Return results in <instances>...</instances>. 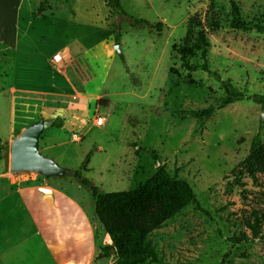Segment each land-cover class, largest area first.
<instances>
[{"label":"rangeland","instance_id":"rangeland-1","mask_svg":"<svg viewBox=\"0 0 264 264\" xmlns=\"http://www.w3.org/2000/svg\"><path fill=\"white\" fill-rule=\"evenodd\" d=\"M120 2L152 26H130L106 0H0V197L30 185L68 193L93 225L92 264H116L115 253L97 257L111 240L74 173L112 192L143 184L163 165L197 202L149 235L152 264H264V176L238 169L253 137L264 141V106L254 101L264 94V32L230 26L234 7L240 20L264 26V0ZM198 30L217 76L186 70L176 53ZM55 52L68 59L53 63ZM186 60L201 63L198 53ZM221 81L245 98L194 117L224 95ZM39 119L60 122L43 130L38 150L65 175L11 171V141ZM255 216L259 233L249 239Z\"/></svg>","mask_w":264,"mask_h":264},{"label":"trees","instance_id":"trees-1","mask_svg":"<svg viewBox=\"0 0 264 264\" xmlns=\"http://www.w3.org/2000/svg\"><path fill=\"white\" fill-rule=\"evenodd\" d=\"M44 1L39 5V12L42 11ZM106 5L115 10L130 26L147 27L152 26L143 18H135L127 14L121 5L120 0H106ZM156 28L161 26L158 22ZM230 26L235 29H256L264 32L262 25H248L240 20L236 8L231 10ZM209 41L204 32L198 30L195 39L191 43H183L176 48L183 66L188 71H204L217 76L216 72L210 70L208 65ZM198 53L201 63L189 64L186 58ZM224 95L214 104L207 108L193 112V116L204 120L209 118L217 109L240 101L245 98L242 92L233 90L230 83L221 81ZM256 103L264 106V94L257 96ZM53 126H60L58 119H55ZM151 150V149H150ZM1 153V147H0ZM87 154L83 166L88 160ZM156 159V155L153 153ZM239 172L254 177L255 174L264 176V141L256 134L250 144L249 152L238 165ZM79 182L90 192L94 201V213L101 224L103 231L108 234L111 242L101 246L97 257H104L115 253L116 264H152L158 262V256L153 248L149 235L162 227L164 223L190 203H196L195 194L190 185L181 178L170 176L163 165H158L152 175L143 184L128 190L99 192L97 187L88 179L81 176L79 171L74 173ZM261 219L255 216L253 222H247L251 229V237L256 238L259 233ZM237 240H247L243 234Z\"/></svg>","mask_w":264,"mask_h":264},{"label":"crops","instance_id":"crops-1","mask_svg":"<svg viewBox=\"0 0 264 264\" xmlns=\"http://www.w3.org/2000/svg\"><path fill=\"white\" fill-rule=\"evenodd\" d=\"M92 226L68 193L49 185L11 191L0 197V264H92Z\"/></svg>","mask_w":264,"mask_h":264},{"label":"water","instance_id":"water-1","mask_svg":"<svg viewBox=\"0 0 264 264\" xmlns=\"http://www.w3.org/2000/svg\"><path fill=\"white\" fill-rule=\"evenodd\" d=\"M264 118V115L263 117ZM53 124L52 120L39 119L25 127L10 144V168L13 172L32 171L45 177L65 175L69 171L38 150L39 136Z\"/></svg>","mask_w":264,"mask_h":264},{"label":"built area","instance_id":"built-area-1","mask_svg":"<svg viewBox=\"0 0 264 264\" xmlns=\"http://www.w3.org/2000/svg\"><path fill=\"white\" fill-rule=\"evenodd\" d=\"M66 59H68V56L62 52L61 53L55 52L51 57V61L55 64L61 63ZM102 123H103V119L101 117H98L96 120V124L101 125Z\"/></svg>","mask_w":264,"mask_h":264}]
</instances>
